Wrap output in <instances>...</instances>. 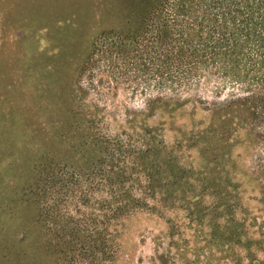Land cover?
Segmentation results:
<instances>
[{"label":"trees","instance_id":"obj_1","mask_svg":"<svg viewBox=\"0 0 264 264\" xmlns=\"http://www.w3.org/2000/svg\"><path fill=\"white\" fill-rule=\"evenodd\" d=\"M97 2L98 24L106 28L92 39L67 94L53 88L56 83L44 85L33 108L47 118L40 125L30 122L22 135L29 144L22 158L32 175L25 197L37 211L40 246L56 264H111L123 220L153 210L150 201L163 210L198 209L200 183L218 189L211 193L218 198L216 218L226 214L227 223L238 227L216 231L212 241L222 250L242 245L239 227L244 224L232 216L237 186L228 176L212 183L213 169L184 166L157 129L136 125L139 117L155 113L169 115L187 107L191 115L204 111L208 124L189 141L200 145L215 169L229 159L232 148L244 145L251 162L244 175L264 190V0ZM95 71L108 77L98 81L99 87L122 84L139 95L155 94L144 112L131 115L129 134L103 133L99 110L82 104L87 91L78 82L85 74L93 79ZM202 82L214 86L211 94L221 100L195 96ZM227 185L236 192L227 191ZM258 227L260 238H249L247 244L263 259L252 253L249 264H264V222ZM176 231L170 227L165 234L169 245L178 244ZM177 252L184 256L180 246ZM158 259L169 264L170 256Z\"/></svg>","mask_w":264,"mask_h":264},{"label":"rangeland","instance_id":"obj_2","mask_svg":"<svg viewBox=\"0 0 264 264\" xmlns=\"http://www.w3.org/2000/svg\"><path fill=\"white\" fill-rule=\"evenodd\" d=\"M97 3V0H0V264H56V258L40 246L43 236L36 224L37 211L26 201L32 175L30 163L22 158L29 148L22 135L30 122L40 125L47 118L33 108L40 95H44V85L49 83L51 87L56 83L53 88L58 86V91L67 94L92 39L106 28L105 24H98ZM90 78L85 74L78 82L87 91L82 104L99 110L103 133L129 134L131 115L144 112L146 101L155 94L139 95L122 84L99 87L98 81H107L108 77L96 71ZM89 80H93V86ZM213 87L202 82L195 96L218 102L221 99L211 94ZM190 113L189 107L169 115L155 113L148 119L139 117L136 126L157 129L184 166L203 172L205 168L213 169L209 175L214 179L212 183H220L228 176L237 186L239 201L232 216L237 223L242 220L244 224L242 229L239 227L242 245H224L222 250L221 245L212 241L216 231L225 228L229 233L238 227L234 222L227 223L230 216L226 214L216 218L219 212L214 206L218 198L211 193H218V189L213 184L200 183L197 190L203 196L198 209L184 205L163 210L156 201H150L153 210L138 211L123 220L117 226L118 252L111 264H161L158 257L167 254L169 264H249L252 253L262 261V253L247 244L249 238H260L258 226L264 222V190L244 175L251 167L246 160V147L232 148L229 159L215 169L200 151V145L189 141L194 132L208 124L207 115L201 110ZM226 188L235 191L228 185ZM170 227L177 230L174 239L179 237L174 246L169 245L165 236ZM179 246L184 251L180 258Z\"/></svg>","mask_w":264,"mask_h":264}]
</instances>
